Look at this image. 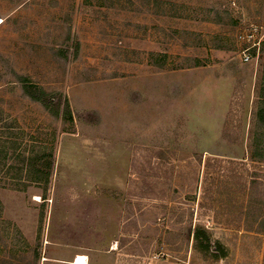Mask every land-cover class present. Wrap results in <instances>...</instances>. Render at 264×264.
<instances>
[{"label":"rangeland","instance_id":"obj_1","mask_svg":"<svg viewBox=\"0 0 264 264\" xmlns=\"http://www.w3.org/2000/svg\"><path fill=\"white\" fill-rule=\"evenodd\" d=\"M260 102L264 0H0V264H264Z\"/></svg>","mask_w":264,"mask_h":264},{"label":"trees","instance_id":"obj_2","mask_svg":"<svg viewBox=\"0 0 264 264\" xmlns=\"http://www.w3.org/2000/svg\"><path fill=\"white\" fill-rule=\"evenodd\" d=\"M22 82L25 93L34 101L42 103L53 115L57 117L62 116L68 120L73 119L69 101L67 99L65 107L60 108L59 104L54 102L53 97L45 91V89L30 82L27 78H22ZM256 118L258 123L264 126V102L259 103ZM36 162L37 160H35V165ZM39 170L47 176L49 175V171H43L41 168H39ZM192 234L194 236V247L203 252L207 257L210 256L213 257L214 260H219L226 255L225 247L218 240H215L213 243L212 236L206 228L196 226Z\"/></svg>","mask_w":264,"mask_h":264},{"label":"built area","instance_id":"obj_3","mask_svg":"<svg viewBox=\"0 0 264 264\" xmlns=\"http://www.w3.org/2000/svg\"><path fill=\"white\" fill-rule=\"evenodd\" d=\"M249 37H250V41L254 38V42H253V46H259V40L257 41V39L258 38H255V33H254V31H252V34H250L249 35ZM252 38V39H251ZM244 59L246 60V61H249L250 60V55L249 54H247V53H245L244 54Z\"/></svg>","mask_w":264,"mask_h":264},{"label":"bare ground","instance_id":"obj_4","mask_svg":"<svg viewBox=\"0 0 264 264\" xmlns=\"http://www.w3.org/2000/svg\"><path fill=\"white\" fill-rule=\"evenodd\" d=\"M117 244V243H116ZM75 264H87V256L86 255H77Z\"/></svg>","mask_w":264,"mask_h":264}]
</instances>
